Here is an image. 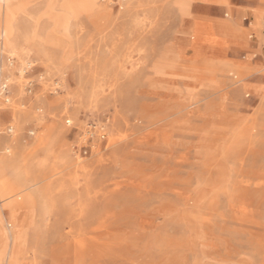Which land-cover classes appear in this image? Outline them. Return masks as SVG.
<instances>
[{"label": "rangeland", "instance_id": "374dc122", "mask_svg": "<svg viewBox=\"0 0 264 264\" xmlns=\"http://www.w3.org/2000/svg\"><path fill=\"white\" fill-rule=\"evenodd\" d=\"M256 13L0 0V264H264Z\"/></svg>", "mask_w": 264, "mask_h": 264}, {"label": "bare ground", "instance_id": "6f19581e", "mask_svg": "<svg viewBox=\"0 0 264 264\" xmlns=\"http://www.w3.org/2000/svg\"><path fill=\"white\" fill-rule=\"evenodd\" d=\"M254 24L255 25H259L258 28L261 26V37L263 33V29H264V21L262 22V25H260L261 23V18L260 17H256L254 16ZM260 30V28H259ZM6 186L2 185V182L0 181V197H4L6 193H4L5 191ZM8 193H11L9 190H8ZM10 196V195H9ZM8 197V196H7ZM14 209L12 210L11 213H9L10 217L12 218V228H13V236H12V246H11V249H10V252H9V264H14L15 262V257H16V254H17V241H18V234H17V230L15 229V226L19 223V218L17 217V213H18V210L19 208L22 207L21 204H17V205H14L13 206ZM9 232V231H8ZM0 236H1V243H0V255L3 254L4 252V249H5V243H6V239H7V234H6V231L3 230V229H0ZM10 237V236H9Z\"/></svg>", "mask_w": 264, "mask_h": 264}, {"label": "crops", "instance_id": "0c3cea01", "mask_svg": "<svg viewBox=\"0 0 264 264\" xmlns=\"http://www.w3.org/2000/svg\"><path fill=\"white\" fill-rule=\"evenodd\" d=\"M255 16H256V17H260V18H261V15H260V13H256V14H255Z\"/></svg>", "mask_w": 264, "mask_h": 264}, {"label": "built area", "instance_id": "2783aa9c", "mask_svg": "<svg viewBox=\"0 0 264 264\" xmlns=\"http://www.w3.org/2000/svg\"><path fill=\"white\" fill-rule=\"evenodd\" d=\"M263 31H264V29H263Z\"/></svg>", "mask_w": 264, "mask_h": 264}]
</instances>
